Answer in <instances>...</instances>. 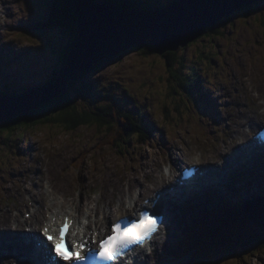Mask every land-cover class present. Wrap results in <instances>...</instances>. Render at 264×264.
I'll return each instance as SVG.
<instances>
[{
  "label": "rangeland",
  "instance_id": "obj_1",
  "mask_svg": "<svg viewBox=\"0 0 264 264\" xmlns=\"http://www.w3.org/2000/svg\"><path fill=\"white\" fill-rule=\"evenodd\" d=\"M49 1L0 0V53L5 55L6 60L14 63L10 68L0 70L2 88L5 86L3 79L6 77H13L16 80V87H12L13 91L21 90L22 86L43 84L53 77L61 64L60 58L69 45L68 34L61 29L40 33L30 28L35 24L38 14L47 18ZM255 6L251 15L246 11L236 12L227 17L230 18L227 23L222 20L216 24L214 32H205L198 39L177 49L186 58L185 63L189 66L198 64L197 68L202 74L208 71H205L206 63H198L200 52L215 51L219 54L212 57V70L218 69V73L208 74L204 79L205 84H212L214 93L209 95L210 105L214 108L206 117L200 112L195 114L200 117V123L204 127L191 125V115L184 104H182L186 112L184 120L187 123L185 128H179L177 125L170 127L165 122L171 119V114L176 115L174 106L179 102L177 100L179 95L174 93L173 83L169 80L165 57L154 50L138 48L128 50L123 56L107 62L101 69L83 77L82 74L76 77L77 86L80 84L84 90H81L83 94L79 96L74 89L72 96L81 110H94L98 104L104 102H112L117 107L132 112L140 107L146 113L147 122L155 124V133L163 131L166 142L159 139L158 142L152 140L151 143L144 145L131 143L129 148H123L122 152L125 153L122 154L113 145L101 146L106 130L96 125L82 126L74 132L46 125L29 127L25 130V139L21 144L12 147L6 145L0 135V205H7L20 212V200L14 197L16 190L23 180L27 185L33 186V179L40 177L37 168L49 158L52 160L56 158L60 162L59 171L64 172L66 178L71 180V185L75 187L77 195L82 193V196H96L99 193L92 178L98 169L102 170L105 179L111 176L118 179L125 173L131 176L140 175L145 186L154 188L152 178L143 179L144 171L152 169V172L157 173L161 164H165L172 166V172H175L183 165L208 161L215 151L216 144H224L223 138L227 136L228 125L235 124L238 109L242 108L240 105L242 99L249 97L245 91L256 95L259 103L264 101V0L255 3ZM10 54L15 55L9 58ZM16 54H19L18 59ZM14 83L5 81V84L10 86ZM90 84H96L97 92L91 88L86 89ZM250 99L251 97L248 103H251ZM165 105L169 106L171 110L169 113L164 110ZM194 105L191 103L189 106L194 108ZM111 120L115 119L112 117ZM211 122H214L213 126L209 127ZM181 150L192 153L183 162L173 158L175 151L179 153ZM86 153L82 167L76 170L74 164L79 163L80 158ZM60 156L63 162L58 158ZM106 165L110 166L112 173H106ZM263 166L264 162H257L256 165L239 169L234 174L249 173V169L250 172H260ZM87 176L91 179V184L85 189L84 181ZM234 177L236 176H228L222 189H236L246 195L244 198L247 200L261 193L257 177H250L255 181L251 185L244 180L232 181ZM91 187L95 188V191L91 190ZM143 194L147 195V192ZM206 198L208 193H202L200 199L182 204L180 210L174 209L175 218L172 220V226L167 229L171 236L168 245L171 252H167L166 244L164 246L162 243V234L158 240L160 252L151 255L153 264H198L194 263L192 258L183 260L176 258L181 253L182 243L179 241L185 237L190 224L194 220L205 222L207 212L216 210L215 203L196 213L194 210L189 213L186 209L187 205L194 207ZM28 210L24 211V216ZM126 213L128 212L121 211L116 216ZM116 216H113V219ZM222 264H264V252L251 251L238 258L232 257Z\"/></svg>",
  "mask_w": 264,
  "mask_h": 264
},
{
  "label": "trees",
  "instance_id": "obj_2",
  "mask_svg": "<svg viewBox=\"0 0 264 264\" xmlns=\"http://www.w3.org/2000/svg\"><path fill=\"white\" fill-rule=\"evenodd\" d=\"M124 1L121 0V2ZM130 1L142 5L149 3V0ZM72 2L73 0H50L47 18L44 17L43 22L31 27L33 31L40 33L47 32L48 30L61 29L69 36V45L60 58L61 64L56 69V73L48 82L40 85L37 90L55 83L60 79L69 53L76 41V17L72 8ZM255 7V3H253L251 6L242 10L246 11L248 15H251V11ZM39 18L41 17L39 16ZM228 20L230 18L225 19L226 23ZM226 23L225 26L227 25ZM214 29L215 26H209L208 32H214ZM217 34L220 35V33ZM140 49L151 50L152 46L147 43ZM200 54L198 63L205 62L211 65L213 55L217 56L218 53L208 51L207 53L200 52ZM122 55L123 53L96 64L93 70L82 74L81 77L101 69L107 62L113 61ZM164 57L166 58L167 68L169 70V80L173 83L172 89L175 94L179 95L177 98L179 102L175 104V109L178 113L177 117H171L167 121L176 123L178 119H183L185 114L182 104L186 106L191 116L195 115L199 109L198 104L204 106L208 102V94L211 88L203 85L201 71L197 68L198 64L192 66L187 65L185 63L186 58L179 51H169ZM76 83V80L71 81L66 86V90L62 94L54 97L49 103H45L34 110L25 111L20 115L8 118L0 123V135L4 138V143L11 145V147L15 143V145H19L24 138L26 129L40 125L63 128L67 132H74L82 126L96 125L106 130L101 146L109 145L112 147L113 145L121 153L123 148H129L132 142L134 145H138L149 144L151 140H154L152 138L153 126L147 124L142 119L144 112H141L140 115L139 113H131L128 110L117 107L112 102L98 104L94 110H81L72 96V91L76 89L77 94L81 96L83 94L81 90H84V88L80 84L77 86ZM83 86H86V84H83ZM89 88L97 92V87L93 84H90L86 89L89 90ZM34 89L23 87L19 91L10 92V88L7 87L6 90L0 91V98L18 96L27 91H34ZM192 102L195 103L194 108L189 106ZM204 107L201 108L204 112L211 110ZM165 110L169 113L170 108L168 105H165ZM112 117L115 120H111ZM84 159L81 157L79 160L80 163H77L74 167L79 169ZM243 210L244 207H240L237 204L233 205L231 203L229 206L220 204L216 213L219 212L221 217L223 216L221 224H212L211 228L206 225L191 228L187 239L185 254L193 253L197 257V260H207L211 264H219L224 258L225 260H228L230 257L238 258L246 254V252H251V250L260 252L261 249H264V231H258L247 219L243 220L244 218L241 217Z\"/></svg>",
  "mask_w": 264,
  "mask_h": 264
},
{
  "label": "bare ground",
  "instance_id": "obj_3",
  "mask_svg": "<svg viewBox=\"0 0 264 264\" xmlns=\"http://www.w3.org/2000/svg\"><path fill=\"white\" fill-rule=\"evenodd\" d=\"M245 93L251 97V103H248L249 97L242 99L240 104L242 108L238 109L239 114L236 118L235 124L230 126L228 125L227 136L223 138V140H225L224 144L219 145V143H217L215 151L212 152L210 159H208L212 166L215 164V161H219L222 155L233 149L234 146L242 142L249 143L248 145L250 147L254 144V141H250V134L264 119V106H262L264 101H261V104L259 103L256 95L247 91H245ZM244 119L246 120L244 121ZM238 153L239 152L237 150L234 155H237ZM191 154L192 153H189V151L181 150L179 153L175 151L173 158L183 162L184 159L189 157ZM257 156L261 157V160L264 161L263 154H258L253 151L251 154V163L257 160ZM61 157L62 156L58 158L62 161ZM230 159L231 157L228 158V162ZM51 160L52 159L50 158L45 159L39 165L37 172L40 177L33 179V186L27 185L26 181L23 180L21 186L18 190H16L14 197L20 200L19 213L15 214L13 209L9 208L7 205H0V235L2 237H7L11 243L17 242L11 238L14 237L12 230L20 229V231H22L23 229L26 230L27 226H30L33 233H36L37 231L40 232L43 226L44 229L47 226H55L58 221L62 223L66 215L74 217L76 219L77 224H75L77 226L83 223L82 233L75 235L74 239H85V241L87 240L92 243H95L96 240L99 242L98 238H103V236L109 233L110 224L116 219L124 217V215H118V217L116 216L113 221L112 216L123 210L129 211L132 216H135L134 213L140 212V206L143 203L142 191L144 193L147 192L148 195H153V192L161 185L167 184L174 174L172 172V166L170 167L169 174L166 172L165 164H161L157 173L152 172V169H149L146 172L144 171V180H146V178L153 179L155 187L152 188L149 185L145 186L144 181L141 180L142 176L140 175L134 174L131 176L125 173L118 179H115L113 176L105 179L102 170L98 169V172L93 173L92 178L95 180L94 185L98 187L96 190L99 193L96 196H82V193L77 195L75 187L71 185V180L66 178L64 172L61 173L59 171L58 168L60 166V162L57 161L56 158L52 161ZM199 162L207 161L202 160ZM206 168H208L206 180L209 181V184H211V182L215 179L214 176H220L225 173L229 166L224 163H219L217 168L216 166H205L204 169ZM105 169L106 173H112V169L109 165H106ZM214 169H221L222 172L219 173ZM233 170L234 169L231 171ZM177 178L180 180V177ZM90 180L91 179L87 176V179L84 181L85 189L88 188V184H91ZM139 186H142V188L140 192H137L136 194V189ZM171 186L172 184L166 188H170ZM92 189L95 191V188L91 187V190ZM176 204V201L170 203V205ZM116 205H118V207H116ZM31 208H34L32 211L33 216L30 219L25 218L24 211ZM167 208H169V206H167ZM94 217L96 218L95 220ZM82 218L87 219V223L84 224V219L82 220ZM44 223L46 224L44 225ZM77 226L75 228H77ZM1 236L0 238L3 239ZM24 237L25 240L28 239L26 234ZM168 240H171L169 236ZM14 245L16 246L17 244L14 243ZM19 245L21 255L30 254V247H24L20 243ZM38 253L42 255L44 250H39ZM138 256L143 258L145 257V259H147L144 251H142ZM16 258L17 255L12 252L5 254L0 253V264H16ZM139 260L134 264H138ZM32 261L36 262L34 258H31L29 262ZM148 261H145V264H152L151 257L148 258Z\"/></svg>",
  "mask_w": 264,
  "mask_h": 264
},
{
  "label": "water",
  "instance_id": "obj_4",
  "mask_svg": "<svg viewBox=\"0 0 264 264\" xmlns=\"http://www.w3.org/2000/svg\"><path fill=\"white\" fill-rule=\"evenodd\" d=\"M260 1L178 0L155 9L121 1L73 0L77 38L60 79L28 96L0 98V123L49 103L66 90L71 80L103 60L147 43L160 54L176 50L225 16ZM253 205L248 209L250 218L264 230V204Z\"/></svg>",
  "mask_w": 264,
  "mask_h": 264
},
{
  "label": "snow or ice",
  "instance_id": "obj_5",
  "mask_svg": "<svg viewBox=\"0 0 264 264\" xmlns=\"http://www.w3.org/2000/svg\"><path fill=\"white\" fill-rule=\"evenodd\" d=\"M69 224L65 222L60 230L59 237L56 238L49 234L47 227L44 228V234L49 241H53L54 251L58 257L65 261H73L74 264H79L85 259L79 254V249L84 245L81 243L76 247L70 248L65 238L67 235ZM156 228V220L151 217H141L134 222H130L126 227H122L120 222L111 225V235L100 240L98 255L103 259H115L117 255L122 254V250L130 244L138 243L145 237L149 236ZM64 244V249H61V244Z\"/></svg>",
  "mask_w": 264,
  "mask_h": 264
},
{
  "label": "clouds",
  "instance_id": "obj_6",
  "mask_svg": "<svg viewBox=\"0 0 264 264\" xmlns=\"http://www.w3.org/2000/svg\"><path fill=\"white\" fill-rule=\"evenodd\" d=\"M205 32H206V31H205ZM205 32H204V33H205ZM204 33H203V34H204ZM203 34H202V35H203ZM202 35H201V36H202ZM201 36H200V37H201ZM197 39H198V38H197ZM129 50H132V48L129 49ZM176 50H177V49H176ZM127 51H128V50H127ZM127 51L122 52L123 55H124V53L127 52ZM172 51H174V50H172ZM122 53H121V54H122ZM121 54H119V55H121ZM117 56H118V55H117ZM115 57H116V56H115ZM112 58H113V57H112ZM118 58H119V57H118ZM106 60H107V59H106ZM115 60H116V59H115ZM103 61H104V60H103ZM101 62H102V61H101ZM99 63H100V62H99ZM97 64H98V63H97ZM95 66H96V65H95ZM94 68H95V67H94ZM94 68H93V69H94ZM93 69H91V70H93ZM91 70H89V71H91ZM87 72H88V71H87ZM250 222L253 223V221H250ZM253 225L256 227V229H257L258 231H260L259 228L256 226V224H253Z\"/></svg>",
  "mask_w": 264,
  "mask_h": 264
}]
</instances>
